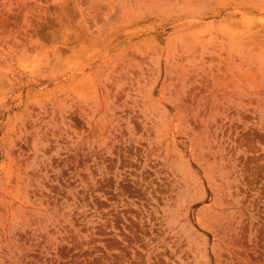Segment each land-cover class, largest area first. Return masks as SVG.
<instances>
[{
	"label": "rangeland",
	"instance_id": "1",
	"mask_svg": "<svg viewBox=\"0 0 264 264\" xmlns=\"http://www.w3.org/2000/svg\"><path fill=\"white\" fill-rule=\"evenodd\" d=\"M0 264H264V0H0Z\"/></svg>",
	"mask_w": 264,
	"mask_h": 264
}]
</instances>
